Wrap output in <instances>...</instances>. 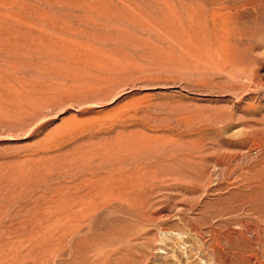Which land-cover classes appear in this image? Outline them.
I'll use <instances>...</instances> for the list:
<instances>
[{"label": "rangeland", "instance_id": "1", "mask_svg": "<svg viewBox=\"0 0 264 264\" xmlns=\"http://www.w3.org/2000/svg\"><path fill=\"white\" fill-rule=\"evenodd\" d=\"M0 264H264V0H0Z\"/></svg>", "mask_w": 264, "mask_h": 264}, {"label": "bare ground", "instance_id": "2", "mask_svg": "<svg viewBox=\"0 0 264 264\" xmlns=\"http://www.w3.org/2000/svg\"><path fill=\"white\" fill-rule=\"evenodd\" d=\"M260 133H261V131H260ZM256 135H257V133H256ZM259 138V137H258ZM258 140V139H257ZM256 140V141H257ZM260 147V146H259ZM87 171V170H86ZM107 171V170H106ZM108 173V172H107ZM117 173V172H116ZM97 174V173H96ZM101 174V173H100ZM113 174V173H112ZM84 176V175H83ZM155 183V182H154ZM152 184V183H151ZM105 193V192H104ZM139 200V199H138ZM118 203V202H117ZM113 204V203H112ZM111 210V209H110ZM130 210V209H129ZM122 213V212H121ZM136 215V214H135ZM123 216V215H122ZM132 218V217H131ZM91 220V219H90ZM136 221V220H135ZM92 222V221H91ZM93 223V222H92ZM92 223H91V225H92ZM69 225H70V223H68ZM116 233V232H115ZM65 234V233H64ZM216 245V244H215ZM179 262V261H178Z\"/></svg>", "mask_w": 264, "mask_h": 264}]
</instances>
